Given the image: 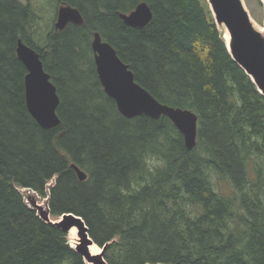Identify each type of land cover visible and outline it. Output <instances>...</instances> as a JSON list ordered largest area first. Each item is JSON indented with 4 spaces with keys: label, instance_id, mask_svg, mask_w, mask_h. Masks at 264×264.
<instances>
[{
    "label": "trees",
    "instance_id": "1",
    "mask_svg": "<svg viewBox=\"0 0 264 264\" xmlns=\"http://www.w3.org/2000/svg\"><path fill=\"white\" fill-rule=\"evenodd\" d=\"M142 1L151 20L127 24L120 14ZM245 1L261 22L262 0ZM61 4L84 23L56 29ZM95 31L157 100L197 115L192 149L168 116L119 111L98 77ZM20 38L57 87L55 127L28 110ZM20 188L48 196L52 216H81L108 264H264V95L208 1L0 0V264H86Z\"/></svg>",
    "mask_w": 264,
    "mask_h": 264
},
{
    "label": "water",
    "instance_id": "2",
    "mask_svg": "<svg viewBox=\"0 0 264 264\" xmlns=\"http://www.w3.org/2000/svg\"><path fill=\"white\" fill-rule=\"evenodd\" d=\"M214 14L218 28L225 26L230 33V46L227 47L234 60L245 70L264 95V36L254 26L251 13L245 0H207ZM264 3V0H262ZM120 17L131 26H144L152 18V10L145 2H140L129 13H121ZM70 22L83 24L84 18L80 10L72 5L61 4L58 7L56 29H63ZM92 49L98 77L105 92L112 97L119 111L132 118L148 115L158 119L168 116L184 136L186 146L192 149L197 142V115L180 107L169 106L157 100L147 89L136 80L133 71L117 54L112 44L103 40L101 34L95 31ZM18 57L27 67L25 76L26 103L29 112L44 128H52L60 123L57 108L60 97L57 87L45 70L38 51L27 45L20 38L17 45ZM80 180L87 178V173L76 164H72ZM50 211H44V220L56 224L68 232L76 227L80 237L74 247L86 264H108L105 251L108 244L101 248L99 254H92L90 245L95 243L88 233V227L81 216L72 212L63 213L57 221L48 216ZM96 244V243H95ZM99 246V245H98Z\"/></svg>",
    "mask_w": 264,
    "mask_h": 264
},
{
    "label": "rangeland",
    "instance_id": "3",
    "mask_svg": "<svg viewBox=\"0 0 264 264\" xmlns=\"http://www.w3.org/2000/svg\"><path fill=\"white\" fill-rule=\"evenodd\" d=\"M43 2L45 0H42ZM246 2V1H245ZM248 7V6H247ZM48 11L45 12V21H43V24L45 25L46 24V21L48 22L49 21V18L51 16V10H50V7H48ZM258 18L261 19V22L254 19L252 17V20H253V23H254V26L257 30H259L262 35L264 36V10H263V13H260L258 12ZM54 183V180H51L49 182V185H53ZM49 186V187H50ZM23 188H20L21 192L23 193L24 197H25V200L26 202L29 204V206H31L32 208L36 209V211L38 212V214L40 216H42L43 218H45V215H44V211H49V197H45V196H41L39 194H37L36 192L32 191V190H29L27 189L26 191H23L22 190ZM50 216V219H52L53 221H57L59 219V217L57 216H52L50 213L49 215ZM69 239V242L70 244L75 247V245L73 244L74 242H76L78 240V236H77V239H75V241L73 242V240H71L70 237H68Z\"/></svg>",
    "mask_w": 264,
    "mask_h": 264
},
{
    "label": "bare ground",
    "instance_id": "4",
    "mask_svg": "<svg viewBox=\"0 0 264 264\" xmlns=\"http://www.w3.org/2000/svg\"><path fill=\"white\" fill-rule=\"evenodd\" d=\"M221 31L223 33V38L225 39V41L228 44V46H230V33H229V31L227 30V28L225 26H221ZM23 189H22L23 191H26L28 188H23ZM77 236H78V240L76 242H74L75 239H77ZM68 237H70L71 240H73V242H74L73 244L76 246V244L79 242V239H80V237L78 235V229L76 227H73L69 231ZM90 251H91L92 254H99L100 251H101V248L97 244L93 243V244L90 245ZM87 264H93V263L87 262Z\"/></svg>",
    "mask_w": 264,
    "mask_h": 264
}]
</instances>
